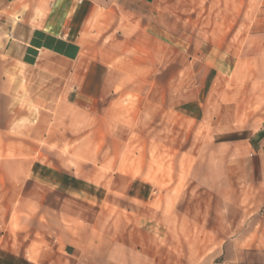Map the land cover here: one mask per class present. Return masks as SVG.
Segmentation results:
<instances>
[{"label":"crops","instance_id":"obj_1","mask_svg":"<svg viewBox=\"0 0 264 264\" xmlns=\"http://www.w3.org/2000/svg\"><path fill=\"white\" fill-rule=\"evenodd\" d=\"M159 1L0 0L14 18L4 50L40 104L21 100L18 85L0 76V136L19 137L15 152L26 156L0 162V183L18 185L30 208L16 241L0 228V264H264V132L230 124L212 101L216 80L235 72L242 52L173 32L164 22L170 6ZM254 1L244 55L264 42V0ZM172 49L201 57L207 75L180 115H207L222 142L194 165L196 193L179 203L140 176H108L111 134L101 129L116 90L135 91L119 58L160 61Z\"/></svg>","mask_w":264,"mask_h":264},{"label":"rangeland","instance_id":"obj_2","mask_svg":"<svg viewBox=\"0 0 264 264\" xmlns=\"http://www.w3.org/2000/svg\"><path fill=\"white\" fill-rule=\"evenodd\" d=\"M159 2L170 6L166 9L167 19L164 22L173 32L187 31L189 36L200 40L218 39L226 47L240 48L242 53L238 57L237 69L231 76L216 80L213 86L216 93L212 101L215 105L220 103L216 108L217 116L226 114L233 118L230 124L236 123L241 129L264 132V55L260 56L259 51L264 42H253L252 52L248 55H244L241 49L247 33L244 23L247 25L254 14L255 1ZM6 11L0 10V76L18 85L21 100L39 107L33 95L38 89L32 92L28 88L25 70L18 62L8 58L4 50L7 29L11 28L6 25L11 18ZM118 63L120 67L131 70L135 91L130 94L118 88L114 94L116 101L112 104V111L106 122L101 124V129L107 127L111 134L106 141L109 152L103 153L114 164L107 170V175L118 170L140 176L154 183L158 189L170 190L173 203H179L180 199L185 202L187 195L193 197L196 193L191 180L194 165L207 160L222 145L214 133V122L210 123L207 115L203 119H195L194 115L182 116L179 113L180 105L196 97L201 82L207 76L204 61L192 51L172 49L166 50V58L160 61L145 56H123ZM207 82L211 83V76ZM211 93L212 90H205V96ZM45 99L41 98L43 101ZM19 140V137L0 136V162L4 159H25V155L15 152ZM97 141L98 138H93V142ZM10 145L12 150L4 153V147ZM28 158L35 160L39 156L35 152ZM98 162L93 160L92 164ZM3 173L4 169L0 167V176ZM95 181L104 183L105 180L97 178ZM18 187L0 183V228L6 229L8 235L12 232L15 241L17 233L27 230L26 221L30 219V208L23 209L24 206L19 202L16 193ZM31 235L35 238L33 240L39 238L37 233L30 234L29 231L26 234L27 238Z\"/></svg>","mask_w":264,"mask_h":264}]
</instances>
